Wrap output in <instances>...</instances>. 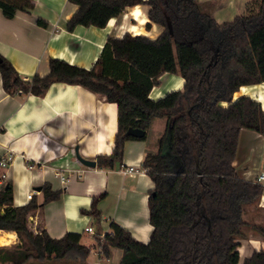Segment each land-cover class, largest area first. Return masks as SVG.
Instances as JSON below:
<instances>
[{
  "label": "trees",
  "instance_id": "16d2710c",
  "mask_svg": "<svg viewBox=\"0 0 264 264\" xmlns=\"http://www.w3.org/2000/svg\"><path fill=\"white\" fill-rule=\"evenodd\" d=\"M78 5L66 26L104 27L127 7L144 8L148 21L161 28L155 37L125 32L108 36L95 62L86 68L61 58L49 59L45 75L22 77L0 54L3 89L42 95L54 81L80 84L117 104V130L111 153L98 154L99 168H114L123 158L126 139H145L151 122L165 117L156 151H146L141 166L154 182L148 191L149 240L141 242L129 230L111 222L110 231L96 237L101 263L113 247L122 251L117 264H264V249L253 250L240 262L239 239L253 229L264 237V223L246 218V208L258 202L263 186L242 178L232 162L242 128L264 135V108L249 95L234 99L241 86L264 82V0H247L244 11L232 20L217 22L199 0H69ZM31 0H0L4 16L29 11ZM37 22L45 25L38 18ZM168 24L171 26L169 31ZM164 72L179 73L181 89L162 97L149 96ZM129 127L145 130L138 138ZM2 179V178H1ZM43 201L13 204L12 184L0 188V229L17 232L19 242L0 246V264L71 260L85 264L90 249L81 234L59 238L45 230L33 231L29 215L57 199L60 190L49 183L41 188ZM93 196L82 212L99 222Z\"/></svg>",
  "mask_w": 264,
  "mask_h": 264
},
{
  "label": "crops",
  "instance_id": "0c3cea01",
  "mask_svg": "<svg viewBox=\"0 0 264 264\" xmlns=\"http://www.w3.org/2000/svg\"><path fill=\"white\" fill-rule=\"evenodd\" d=\"M29 11L17 10L13 17L4 16L0 8V54L8 59L24 78L49 71V59L61 58L86 68L95 65L108 36L132 34L157 36L161 28L152 23L148 29L145 10L139 6L138 17L130 14V6L108 20L104 27L66 26L78 5L69 0H31ZM219 23L232 20L244 11L247 0H199ZM40 18L45 25L37 22ZM101 71L100 64L95 65ZM184 79L179 73L164 72L159 84L149 96L162 97L170 90L181 89ZM249 95L264 108V82L244 85L234 93V99ZM166 123L165 117L152 120L145 139H126L123 158L114 168H99L83 164L78 155L95 160L98 154H109L117 130V104L80 84L52 82L44 94L8 93L2 87L0 74V160L10 156L7 165L0 166V188L3 181L12 184L13 204L24 205L33 199L43 201L42 190L49 183L60 190L57 199L50 200L33 211L28 225L33 231L45 230L59 238L66 232L81 234L80 242L90 249L86 263L97 260L96 237L110 231L111 222L130 231L141 242H147L152 225L149 222L148 191L154 182L142 168L146 151H156L158 137ZM264 135L247 128L239 132L236 154L232 162L238 174L255 180L261 169ZM96 162V161H95ZM133 167V170H125ZM2 178V179H1ZM31 193L28 198L27 194ZM105 193L98 202L101 212L95 222L83 209H89L93 196ZM247 219L264 223V188L257 203L246 208ZM91 227L93 233L87 231ZM19 242L17 232L0 229V246ZM264 249V237L253 229L239 239L240 262L252 251ZM122 251L113 247L107 263L117 264Z\"/></svg>",
  "mask_w": 264,
  "mask_h": 264
},
{
  "label": "built area",
  "instance_id": "2783aa9c",
  "mask_svg": "<svg viewBox=\"0 0 264 264\" xmlns=\"http://www.w3.org/2000/svg\"><path fill=\"white\" fill-rule=\"evenodd\" d=\"M9 160H10V156L2 158L0 160V166L7 165L8 162H9ZM133 169H134L133 167H128L125 170H133ZM255 181L258 182V183H260L264 187V149H263L262 166H261V169L256 174ZM27 197L30 198L31 197V193L27 194ZM85 229L87 231L93 233V230H92L91 227L88 226ZM101 260H102L101 251H100V246L98 245V248H97V260L93 264H100L101 263Z\"/></svg>",
  "mask_w": 264,
  "mask_h": 264
},
{
  "label": "water",
  "instance_id": "95a60500",
  "mask_svg": "<svg viewBox=\"0 0 264 264\" xmlns=\"http://www.w3.org/2000/svg\"><path fill=\"white\" fill-rule=\"evenodd\" d=\"M168 28H169V31L171 32L170 24H168ZM126 134L140 138V137L145 135V130H143L142 128H139V127H129L128 130L126 131ZM78 159L83 164H86V165H89V166H94L95 163H96L95 160L86 159V158H83V157H81L79 155H78ZM36 189L40 190V187L38 186Z\"/></svg>",
  "mask_w": 264,
  "mask_h": 264
},
{
  "label": "rangeland",
  "instance_id": "374dc122",
  "mask_svg": "<svg viewBox=\"0 0 264 264\" xmlns=\"http://www.w3.org/2000/svg\"><path fill=\"white\" fill-rule=\"evenodd\" d=\"M152 133H147V136L149 138V136H151ZM29 264H76L75 262L71 261V260H58V261H45V262H39V261H31ZM88 264V263H85Z\"/></svg>",
  "mask_w": 264,
  "mask_h": 264
},
{
  "label": "bare ground",
  "instance_id": "6f19581e",
  "mask_svg": "<svg viewBox=\"0 0 264 264\" xmlns=\"http://www.w3.org/2000/svg\"><path fill=\"white\" fill-rule=\"evenodd\" d=\"M130 14H132L135 17H138L140 15V10L138 5H136L135 8L130 11Z\"/></svg>",
  "mask_w": 264,
  "mask_h": 264
}]
</instances>
